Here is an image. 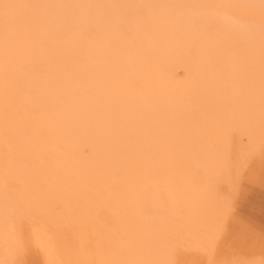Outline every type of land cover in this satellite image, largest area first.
<instances>
[{
    "label": "bare ground",
    "instance_id": "1",
    "mask_svg": "<svg viewBox=\"0 0 264 264\" xmlns=\"http://www.w3.org/2000/svg\"><path fill=\"white\" fill-rule=\"evenodd\" d=\"M263 145L264 0H0V264H264Z\"/></svg>",
    "mask_w": 264,
    "mask_h": 264
},
{
    "label": "rangeland",
    "instance_id": "2",
    "mask_svg": "<svg viewBox=\"0 0 264 264\" xmlns=\"http://www.w3.org/2000/svg\"><path fill=\"white\" fill-rule=\"evenodd\" d=\"M264 148V145L263 147ZM262 150V149H261ZM260 153L255 154L253 158L250 160L248 163V167L246 170L243 172V177H242V182H241V187L238 189V193L236 195V201L238 202L237 205H240L242 200H246L250 206H252L255 210V215L256 217H252L253 213H248V217L253 218L252 222L258 224L259 229L263 230L264 232V167H261V162L260 159L262 157ZM255 174L258 176V181L259 182H252L253 185H251L249 179H247V174ZM252 186V188H250ZM249 188V190L252 191V196L248 193H243V191ZM245 194V195H244ZM246 208L242 207V212H245ZM20 222V224L17 226V230L19 233L16 234L18 235L19 238H17V241L19 242L16 250L12 251L10 254V261L7 264H42V260L40 259L39 256L32 255L31 250L33 249L30 245H28L29 237H28V219L25 217H12V221ZM234 221L233 216L228 217L227 220V225L226 229L229 230L230 236L228 237V243H227V248L232 249V252L234 254H238L237 248H231L234 245L239 247L242 251L243 254H238L240 256V260L245 262V263H253L254 262V255L252 256V248L249 245H245L244 243L239 244H234L237 240V233L238 229L237 226H239L238 222L232 223ZM16 229H13L15 231ZM225 239V237H224ZM232 245V246H231ZM8 248V246H7ZM236 248V249H235ZM30 251V252H29ZM231 252V254H232ZM193 258L187 255H181L180 257H176L171 264H190L191 260Z\"/></svg>",
    "mask_w": 264,
    "mask_h": 264
}]
</instances>
